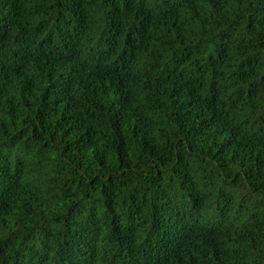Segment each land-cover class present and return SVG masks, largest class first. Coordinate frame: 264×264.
<instances>
[{"label":"trees","instance_id":"obj_1","mask_svg":"<svg viewBox=\"0 0 264 264\" xmlns=\"http://www.w3.org/2000/svg\"><path fill=\"white\" fill-rule=\"evenodd\" d=\"M0 264H264V0H0Z\"/></svg>","mask_w":264,"mask_h":264}]
</instances>
